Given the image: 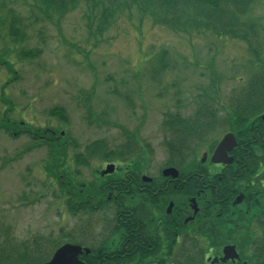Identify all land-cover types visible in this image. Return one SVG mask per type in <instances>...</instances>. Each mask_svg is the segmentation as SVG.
Segmentation results:
<instances>
[{
	"label": "rangeland",
	"instance_id": "1",
	"mask_svg": "<svg viewBox=\"0 0 264 264\" xmlns=\"http://www.w3.org/2000/svg\"><path fill=\"white\" fill-rule=\"evenodd\" d=\"M6 9L14 11L22 21L18 27L27 34L19 46L0 33V56L9 54L15 72L12 76L0 65V247L17 250L16 258L23 257L22 249L36 252L38 245L50 252L52 242L79 236L76 228L87 222L97 230L111 221L110 215L101 213L70 214L68 194L65 199L61 185L84 182L72 176L73 183L60 182L63 175L59 180L51 177L47 167L55 160L52 148L46 147L47 138L35 141L22 133L65 131L77 148L91 152L87 163L79 159L76 164L69 154L65 158L73 166L72 175L80 174L86 182L107 154L128 146L130 151L139 150V163L156 176L170 167L165 142L172 135L162 128L165 120L180 115L187 121L197 113L201 125H207L213 111L234 107L249 82L252 56L245 42L219 39L210 32L176 33L151 16H140L136 8L121 12L103 34L96 33V19L89 27L87 18L94 15L85 2L62 18L27 0H8ZM254 14L264 38V0ZM21 51L38 55L20 59ZM163 52L166 69L157 73V57ZM62 108L64 116H50ZM10 119L16 127L24 123L22 129L13 130L17 133L13 137L4 131ZM220 133L218 129L212 133L203 147H211ZM94 148L99 150L93 152Z\"/></svg>",
	"mask_w": 264,
	"mask_h": 264
},
{
	"label": "flooded vegetation",
	"instance_id": "2",
	"mask_svg": "<svg viewBox=\"0 0 264 264\" xmlns=\"http://www.w3.org/2000/svg\"><path fill=\"white\" fill-rule=\"evenodd\" d=\"M219 108L210 114V125L189 138H194L192 141L184 139L180 143L179 167L164 169L175 168L177 178L165 176L164 170L156 176L149 174L148 167L139 163V150L130 151L131 146L107 154V160L90 173L87 182L80 174L71 175L84 183L81 188L74 187L67 209L111 216V221L101 223L97 230L89 226L74 237L83 240L80 246L91 252L80 255V261L85 262L87 257L167 261L172 258L173 244L195 239L204 245L222 246L216 255H207L208 264H249L237 246L242 240H248L251 246L264 243V111L229 108L221 112ZM241 114L242 118L236 120ZM7 122L12 137L16 136L15 122ZM19 125L23 127L24 123ZM217 129L222 133L209 143L212 146L203 147ZM58 130L22 134L35 141L47 138L46 147L55 148L57 153L63 148L64 155L69 154L74 162L83 159L87 163L91 152L62 141L66 133ZM230 135L234 144L227 143L226 151L215 157L220 143ZM196 142L199 147L190 150ZM128 152L134 153L125 158ZM110 165L115 166L114 172L104 175ZM87 243L95 245V254ZM226 246H235L240 259L223 263Z\"/></svg>",
	"mask_w": 264,
	"mask_h": 264
},
{
	"label": "trees",
	"instance_id": "3",
	"mask_svg": "<svg viewBox=\"0 0 264 264\" xmlns=\"http://www.w3.org/2000/svg\"><path fill=\"white\" fill-rule=\"evenodd\" d=\"M6 1L0 0V33L3 31L13 44L21 46L27 39V34L23 32L22 28H19L21 20H17L14 17L15 13L12 9H6ZM12 1V0H10ZM40 4L46 13H55L60 18L68 14L72 10L78 7L81 2H85L89 7L91 13L94 15V19H88L89 27H92L93 21L96 19V33L103 34L110 29L114 24L117 16L124 10H131L136 8L140 16H151L154 22L168 30L176 33H198L200 35L204 33H212L219 39H234L240 40L247 44L249 47L252 60L249 63L248 69V81L243 90H241L240 97H248L247 99H237L233 109L236 110H255L264 111V38L262 33L259 32L258 18L254 17V11L260 0H27ZM0 34V38H1ZM42 52L38 50V54ZM33 51H21L18 54L20 59L33 60L37 55L33 54ZM9 54L0 56V65L4 66L9 73L14 76L13 64L9 62ZM167 53L163 52L157 57V73H163L167 65ZM8 103V101H7ZM205 103V102H204ZM9 104V103H8ZM207 104V103H205ZM51 117L64 116V110L54 109L52 110ZM238 116V115H236ZM235 116V118H236ZM233 118V117H231ZM242 118L238 117L236 120ZM162 128L166 133H171L172 140L168 143L165 142L168 153L170 155V166L180 165V159L182 155V149L180 143L186 139L192 141L203 128L210 125H201L200 114L189 118L187 121L180 115L177 117L167 118ZM3 127H0V129ZM22 129L21 125L15 128V130ZM53 129V128H52ZM26 130V127H25ZM4 131L11 134L9 125L6 123ZM44 131H47L45 129ZM44 131H34L37 135L44 134ZM57 131V130H55ZM33 135L32 132L29 134ZM50 137L49 134H46ZM67 136V135H66ZM195 136V137H194ZM194 137L193 139H189ZM62 141L70 142L67 138ZM98 148V147H97ZM94 148L93 152H97L99 149ZM189 149L194 151L196 149L195 143L193 146H189ZM53 153L52 159L55 160L53 165H49V169L55 179L61 181H70L73 183L70 176L73 172V166L67 165L66 155H64V149H60L59 153L55 152V148L52 147ZM92 150V148L90 149ZM107 160V157L103 161ZM76 164H80L76 161ZM54 174V175H53ZM72 186V185H71ZM74 185L70 187L66 184L68 193L65 192V185H61L62 195L67 196V205H71V193L74 191ZM70 214L78 215L79 213H73L68 208ZM90 222L83 224L81 227L76 228L75 233L78 231L82 233L85 228H88ZM114 225V222H111ZM94 228V227H93ZM80 233V234H81ZM264 237V231L263 235ZM71 242V244L83 243V240L75 241L74 238H67L66 241L52 242L51 251H47L37 246L36 252H28L22 249L23 257L16 258V251L12 250L8 246L0 247V264H44L48 262L53 253L62 245ZM177 245V246H176ZM93 253L95 245L87 243ZM175 248H172V258L167 261H142L132 259H115V260H103L94 259L92 257L85 258L86 264H208L206 257L211 249H220L221 245H204L195 241V239H189L187 243L175 244ZM244 254H248V260L252 264H264V243H260L254 246L250 244L241 243L238 246ZM253 250V252H251ZM244 254L241 255L242 259Z\"/></svg>",
	"mask_w": 264,
	"mask_h": 264
},
{
	"label": "water",
	"instance_id": "4",
	"mask_svg": "<svg viewBox=\"0 0 264 264\" xmlns=\"http://www.w3.org/2000/svg\"><path fill=\"white\" fill-rule=\"evenodd\" d=\"M234 137L232 135L227 136L224 138V140L220 143L216 150V156L220 155L221 153H224L227 149L226 145L227 143H233ZM233 140V141H232ZM234 144V143H233ZM214 157V158H215ZM115 170L114 165H110L107 167V169L104 171V175L113 173ZM165 176H172L173 178H177L179 173L175 168H169L166 169L164 172ZM85 254H90L89 249H84L81 246L73 245V244H65L61 246L53 255L52 259L45 263V264H85L84 262L79 260V256ZM240 255L238 254L235 246H226L223 249V258L222 262L225 263L229 260L235 261L239 260ZM217 262V259L213 261V263Z\"/></svg>",
	"mask_w": 264,
	"mask_h": 264
}]
</instances>
